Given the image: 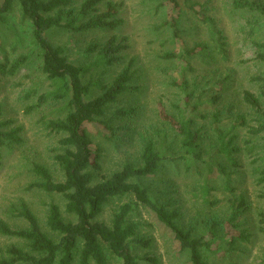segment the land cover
<instances>
[{"label":"trees","instance_id":"16d2710c","mask_svg":"<svg viewBox=\"0 0 264 264\" xmlns=\"http://www.w3.org/2000/svg\"><path fill=\"white\" fill-rule=\"evenodd\" d=\"M150 1L155 7L157 0ZM77 2L0 0L1 25H9L8 14L15 7L20 9L24 20L31 22L32 38L42 57V73L50 82L51 90L39 96L37 103L26 106L27 113L39 109L49 99L64 102L55 115L43 113L40 118L46 130L62 137L58 147L52 149V168L35 163L32 172L36 180L29 187L61 195L65 200L63 210L57 203L49 206L46 223L49 231L24 201L14 209L24 226L15 227L0 218V235L15 240L0 249V264H110V255L122 259V264L157 263L158 259L151 253L139 255L134 251L136 247L149 249L152 239L139 236L137 224L130 221L134 211L132 202L121 204L110 223L100 219L109 202L128 196H133L174 234L181 250L189 253L192 264H211L203 249L223 256L238 250L239 243L250 242L253 232L240 220L250 204L244 194H237L234 178L241 176L242 181L248 179L254 183L264 199V0H158L155 12L166 13L154 30L171 31L170 45L178 44L173 49L163 48L159 56L160 60L178 66L176 73L167 71L169 85L177 89L178 99L173 104V113L163 102L156 113L176 140L167 144L160 132L157 134L161 135L160 140L149 132L147 136L138 132L143 143L140 162H126L119 170L100 177L97 173L103 169L102 148L95 143L93 131L103 133L101 125L110 130L106 136L111 139L114 121L134 111L133 107H121L109 118L106 116L122 96L140 89L134 82L139 79L136 77L139 70L136 58L132 57L109 82L102 81L104 71L95 80H85L93 68L110 67L125 59L120 52L127 47L126 38L118 41L114 33L101 48L97 43L90 44L86 51L95 53L97 58L89 64H77L70 58L68 47L56 43L48 34L57 28L75 33L116 32L125 25V19L120 16L124 1L83 0L76 6ZM103 4L104 10H100ZM222 5L225 7L221 8ZM227 6L233 19L240 17L244 21L237 32L227 31L221 23L223 19L219 16ZM188 30L199 35L192 45L183 40ZM235 36H241L254 52V57L241 58L236 65L232 60L240 50L235 45ZM18 42H21L19 38ZM24 61L23 56L13 61L9 55L1 56V76L15 75ZM247 62L253 63L243 66ZM237 69L244 73L242 78L248 86L238 91L237 102H226L224 98L231 84L238 81ZM204 70L205 73H200ZM95 90L99 93L94 96ZM27 93L29 99L34 95L31 91ZM205 104L211 106L210 112L198 118L207 119L210 129L203 131L195 113ZM3 115L0 104V149L23 142L22 128L12 126L14 121L4 120ZM206 139L210 141L205 143ZM205 145L213 148L209 158L204 154ZM178 161L188 171L196 162L205 164V170L198 165L195 169L204 201L222 186L231 193L230 212L208 218L207 233L196 234V227L183 226L180 208L172 204L176 199L167 202L154 199L152 185L144 182L158 174L164 164ZM215 172L218 183L211 176ZM170 187L173 189V184ZM259 216L254 228L264 233V212Z\"/></svg>","mask_w":264,"mask_h":264},{"label":"rangeland","instance_id":"374dc122","mask_svg":"<svg viewBox=\"0 0 264 264\" xmlns=\"http://www.w3.org/2000/svg\"><path fill=\"white\" fill-rule=\"evenodd\" d=\"M113 1H124L120 16L125 19V25L116 32L95 30L75 33L57 28L48 34L56 43L68 47L70 58L77 64H89L97 58L95 53L91 54L86 51L90 44L97 43L101 48L114 33L118 35V41L123 37L126 38L125 45L127 47L120 52L125 59L117 61L110 67L93 68L85 80H95L100 75L99 73L104 71L105 75H103L102 81L109 82L127 65L132 57L136 58V68L139 70L136 77L139 79L136 78L134 82L139 84L140 89L122 96L116 104L110 107L106 116L109 118L121 107H133L134 111L123 119L114 121V132L113 134L110 133L111 139L106 136L110 130L101 125L99 127L104 131L103 133L93 131L95 143L102 148L103 169L97 173L99 177L102 174H111L119 170L126 162H140L143 146L141 136H147L148 132L151 137L158 138V140L161 139V135H157L158 132L162 133L167 144L176 140L175 134L157 117L156 113L160 102H163L165 108L173 113V104L178 99L177 89L169 85L167 79V73H169L167 71L176 73L178 66L171 64L172 62L169 63L170 61L159 59L163 48L168 49L171 46V31L157 32L154 30V25L163 22L166 12L161 10L159 13L155 12L158 0L155 7L150 0ZM82 2L83 0H78L76 6H80ZM220 7L224 8L225 5ZM104 8L105 5L103 4L100 10H104ZM214 12L217 13L216 10ZM232 16L231 13L229 14V7L227 6L225 12L221 13L219 17L223 19L221 23L227 28V31L237 32L238 27L244 21L239 19L240 17L233 19ZM8 20L9 25L0 24V59L1 56L9 55L13 61L23 56L25 61L22 62L15 75L4 77L0 74V104H2L4 114L3 119H11L14 121L12 126L22 128L20 135L23 142L19 145L13 144L0 149V218L5 219L15 227L24 226V222L14 214V209L24 201L38 215L44 228L49 231L46 226L49 206L52 203H57L61 205L63 210L65 200L61 195L48 194L38 188L30 189L29 186L36 180L32 172L35 163H43L52 168V149L58 147V141L62 137V134L51 133L46 130L40 122V118L43 113L55 115L56 109H59L64 102H54L49 99L39 109L27 113L26 106L37 103L39 96L51 90L50 82L42 73V57L32 38L31 22L22 18L18 7H15L8 14ZM202 37L205 38V35L203 34ZM18 38L21 42H18ZM198 38L199 35L191 30L183 34V40L187 44L192 45ZM165 42L166 46L163 47ZM14 44L17 45L16 48L12 46ZM235 45L240 50L232 60L235 65L241 58L254 57L253 48L244 43L241 36H235ZM175 46L177 47L178 44L172 45L170 49L176 48ZM252 63L247 62L243 66ZM241 71L236 70L235 75L239 77L238 81L234 85V82L231 84L228 96L224 98V101L237 102L239 99V95H236L238 91L248 86L242 78L244 73ZM200 73H205V70ZM27 91L34 92L30 99ZM98 93L99 91L95 90L93 95ZM209 107H211L209 104L202 105L195 113L196 117L206 113ZM52 111L55 112L52 113ZM197 121L198 126L203 127V131L210 129L207 119L198 118ZM138 132L143 134L140 135ZM207 141L210 140L206 139L205 143ZM205 146L206 152L204 154L206 158H209V152L213 151V148ZM197 165L205 170V164L202 165L200 161L196 162L189 171L186 165L180 161L164 164L158 174L144 179V182L152 185V197L154 199L162 202L176 199L172 204L180 208L181 216L179 219L181 224L186 228L196 227L195 233L202 234L207 233L206 231L209 229L205 223L208 218L213 215L222 217L230 212L229 198L231 193L224 191L222 186L212 191L207 201H204L201 196V185L199 186L200 179L195 172ZM204 174L206 173L204 172ZM211 176L218 183L217 172ZM234 179L238 187L237 194H244L250 204L249 211L241 215L240 220L245 223L244 227L253 232L251 233V240L248 243H239L238 250L223 256L212 254L206 249H203V253L211 264H264L261 262L264 260V233L254 228L260 220V213L264 212V199L260 197V188L254 183L248 179L246 182L242 181L241 176H235ZM171 184L175 190L170 187ZM201 184H203V180ZM215 186L218 187V184ZM127 202L134 204L130 221L137 224L138 235L152 239V246L149 249L145 250L139 247L137 249L136 247L134 248L135 253L139 255L151 253L158 259L157 263L146 261L142 264H192L189 253L181 250L174 234L143 205L137 203L133 196L109 202L100 219L110 223L118 207ZM240 220H237L236 223H239ZM53 236L56 235L53 234ZM14 241V239L0 235V249ZM223 249H227V246H224ZM122 262V259L110 255V264H122Z\"/></svg>","mask_w":264,"mask_h":264}]
</instances>
